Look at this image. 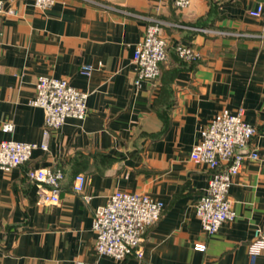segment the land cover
<instances>
[{
    "label": "crops",
    "instance_id": "1",
    "mask_svg": "<svg viewBox=\"0 0 264 264\" xmlns=\"http://www.w3.org/2000/svg\"><path fill=\"white\" fill-rule=\"evenodd\" d=\"M256 2L56 0L37 9L13 0L19 15L0 18V141H42L44 112L29 104L40 75L86 92L87 113L52 130L47 149L25 164L0 170V264H250L253 230L264 232V10L251 16ZM149 18L161 22L168 56L157 78L136 85L133 52ZM177 44L192 46L198 62L178 60ZM83 64L93 67L89 75L80 73ZM239 108L256 131L229 188L235 218L210 235L195 205L211 170L190 152L216 113ZM55 167L64 173L60 199L41 204L28 170ZM77 174L82 193L72 190ZM116 190L164 205L145 231L141 259L94 248L93 213ZM254 264H264V249Z\"/></svg>",
    "mask_w": 264,
    "mask_h": 264
},
{
    "label": "built area",
    "instance_id": "2",
    "mask_svg": "<svg viewBox=\"0 0 264 264\" xmlns=\"http://www.w3.org/2000/svg\"><path fill=\"white\" fill-rule=\"evenodd\" d=\"M13 0H0V18L17 17L18 9ZM37 9H47L56 0H32ZM191 0H172L175 8H184ZM264 10V0H257L249 14L258 17ZM211 31L210 29H203ZM177 55L185 60L199 57L192 46L177 44ZM168 44L161 34V22L149 18L142 38L135 44L133 62L136 65L137 85L142 80H153L159 74L160 63L167 59ZM92 66L83 64L79 71L89 75ZM87 93L72 86L66 79L40 75L35 81L34 96L29 104L42 108L44 125L40 143L19 140L0 141V170L8 172L25 164L38 148L46 150L50 132L62 126L71 117L83 119L87 113ZM4 131H11L12 125L4 123ZM256 129L243 118V109L236 112L223 109L199 129V137L193 145L190 158L193 162L206 165L210 170L207 185L195 205V214L202 230L206 234L216 233L224 222L232 221L235 212L229 198V188L233 178L239 172L244 158L243 149L255 134ZM257 157L255 151L249 154ZM64 173L61 168H31L28 177L37 186L38 201L41 204L57 203L60 199L61 181ZM84 175L74 177L72 190L82 193ZM85 201L87 195H82ZM160 200L140 192L114 191L107 201L95 209L91 229L95 233L94 248L97 254L123 260L133 255L143 257L142 241L147 227L152 225L163 210ZM197 250H203L204 244H196ZM264 249V232L257 227L253 230V239L248 245L250 264ZM73 264H101L100 261L76 260Z\"/></svg>",
    "mask_w": 264,
    "mask_h": 264
},
{
    "label": "trees",
    "instance_id": "3",
    "mask_svg": "<svg viewBox=\"0 0 264 264\" xmlns=\"http://www.w3.org/2000/svg\"><path fill=\"white\" fill-rule=\"evenodd\" d=\"M174 55H175V57L178 59V60H180V61H182V62H185V63H190V64H196L197 62H198V60L197 59H191V60H185V59H182V58H180L178 55H177V53H176V51H175V48H174ZM167 56H168V52H167ZM164 62V61H163ZM163 62H161L160 63V65L163 63ZM159 70H160V66H159ZM159 75V74H158Z\"/></svg>",
    "mask_w": 264,
    "mask_h": 264
}]
</instances>
